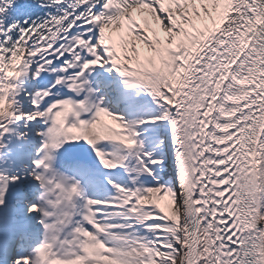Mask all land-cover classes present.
I'll use <instances>...</instances> for the list:
<instances>
[{
  "label": "snow or ice",
  "instance_id": "snow-or-ice-1",
  "mask_svg": "<svg viewBox=\"0 0 264 264\" xmlns=\"http://www.w3.org/2000/svg\"><path fill=\"white\" fill-rule=\"evenodd\" d=\"M0 264H264V0H0Z\"/></svg>",
  "mask_w": 264,
  "mask_h": 264
}]
</instances>
